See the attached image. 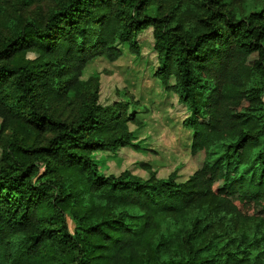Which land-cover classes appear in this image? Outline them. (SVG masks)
Instances as JSON below:
<instances>
[{
    "label": "trees",
    "instance_id": "16d2710c",
    "mask_svg": "<svg viewBox=\"0 0 264 264\" xmlns=\"http://www.w3.org/2000/svg\"><path fill=\"white\" fill-rule=\"evenodd\" d=\"M183 1L57 0L2 19L1 135L14 131L1 144L0 264H250L245 248L207 252L205 232L217 218L264 224V5L237 19L225 0ZM150 27L155 76L190 110L198 168L182 183L107 176L92 158L136 145L124 105H97L83 71L117 61L119 44L139 55ZM71 96L72 118L50 109Z\"/></svg>",
    "mask_w": 264,
    "mask_h": 264
},
{
    "label": "rangeland",
    "instance_id": "374dc122",
    "mask_svg": "<svg viewBox=\"0 0 264 264\" xmlns=\"http://www.w3.org/2000/svg\"><path fill=\"white\" fill-rule=\"evenodd\" d=\"M57 0H0V31L2 19L13 20L19 16V9L26 17L41 13L46 15L56 6ZM237 19L259 11L264 0H246L240 5L225 0ZM184 8L193 9V0H184ZM10 22V21H8ZM140 54L134 55L127 44H119L122 56L117 61L98 57L89 62L83 71L82 81H91L98 89L97 105L111 107L122 103L125 115L133 134L132 142L136 147H124L116 151L94 152L101 173L119 177L124 172L142 179H148L153 172L158 179L174 176L177 182L187 181L197 170L198 163L191 154L193 131L185 126L190 116L187 105L182 103L175 91H168L155 76L159 69V56L155 49L153 28H148L138 35ZM175 80L170 81V86ZM92 88V87H91ZM80 102L71 96L70 102L53 105L50 109L62 118H72ZM0 118V161L3 148L1 144L13 134V129L2 135ZM147 167L149 169H147ZM41 171H44L42 169ZM71 232L75 224L67 217ZM206 236L209 241V253L226 255L236 249H244L239 257L249 256L250 264H258L256 259L264 251V224L259 220L241 221L236 218H223L208 221ZM258 261V262H257ZM247 264V263H244Z\"/></svg>",
    "mask_w": 264,
    "mask_h": 264
}]
</instances>
